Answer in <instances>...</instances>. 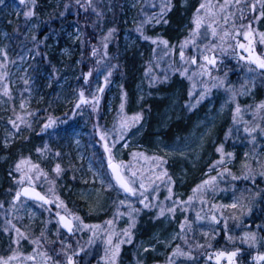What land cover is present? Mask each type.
Listing matches in <instances>:
<instances>
[{
	"label": "rangeland",
	"instance_id": "374dc122",
	"mask_svg": "<svg viewBox=\"0 0 264 264\" xmlns=\"http://www.w3.org/2000/svg\"><path fill=\"white\" fill-rule=\"evenodd\" d=\"M100 1L105 3L107 7L103 12L104 18L101 16L98 19L100 28L103 27V24L109 22L108 20L111 17L108 13H114L116 17L121 15L120 19L122 20L120 0ZM123 1L125 2L124 5L127 6L125 11L129 10V19H134V11L141 0ZM188 3L189 0H181L183 6L188 5ZM64 4V0H35V4L30 6L34 15L29 19L20 44L16 48H12L10 52L6 51L5 45H0V183L1 179L4 181L2 166L8 163L5 175L9 182L7 180L8 187L4 196L5 199L12 202L10 206L12 216L9 223L6 224L3 217L0 218V261H7V264H58L50 255L49 247L57 243L62 249H66L69 245L58 239L56 226L58 227L59 224L55 220L56 213H59L57 218L61 214H65L73 219L75 235L77 234L87 240L88 233L94 234L96 236L94 239L97 241V243L95 242L96 248L103 244L108 251V264H146L148 255H151L152 258L157 256L167 258L165 256L168 255L167 251H169L167 259H171L172 254L177 253V249L184 253L183 255L178 254L179 259L189 257L193 252L200 251L202 245L201 241L192 243L185 238L181 223L172 224L173 213H175L177 206L168 208V211H163L162 206H165V203L154 202L156 210L155 214L152 213L151 218L155 220L160 217V224L154 225L150 237L138 238L135 242L139 226L138 217L145 213L146 209L137 207V204L141 203L142 200L133 199L129 193L125 192L120 186L118 187L112 173L108 170L110 162L111 164L115 163L119 168V173L133 190L135 185L140 183L137 177L133 176L135 171L125 168L122 158L126 150L142 146L141 141H143L147 124V121L143 120L144 117L140 115L139 119L134 117L131 120L126 119L124 115V118L121 119L122 123L119 125L118 136L114 141L109 140V143L107 142L113 157V160L108 162L95 158L91 152L93 144L90 142L86 144L81 139L82 134L86 133L82 128L85 129L87 126L88 116L85 110L80 113L79 121L73 123L67 131V143L73 147V156L81 166V171L77 173L79 184L74 188L73 185L68 186L65 192L66 198L59 195L61 186L48 175V173L60 174V170H56L57 165H59L57 158L50 154L52 146L50 140H45L42 144H35L32 151L27 143V133L30 130L34 131V129L45 127L48 124V119L44 118V113L51 112L55 108L61 109L60 106H68L76 98L74 82L79 71L80 59L84 56V53L79 51V48L77 49L82 35L81 27L77 23L62 27L58 33L44 30L45 23L54 14L53 9L62 8ZM24 11L27 10L24 5L19 4V0H3V3H0L1 42L9 40L7 29L2 26V23L6 24L11 20L15 24L21 17L25 18ZM221 15L217 11V19ZM112 19H114L113 16ZM257 23V34L250 36L248 40L251 46L256 44L257 39L261 40V37L264 36V19L260 17ZM219 25L222 27V24ZM213 26L217 28H209L207 34L205 33L203 36L214 39L216 42L220 41L225 33L216 23ZM101 29L100 31H105L104 28ZM127 37L118 42L119 46L117 47H120V51H116L117 55L113 57V60L117 59L116 56L124 55L129 50L130 45H134L139 39H146L145 37H147V43L151 45L152 51L160 47L158 41L153 43V39L145 36L141 29L138 34L132 33L130 37ZM35 39L40 40L39 43L46 54L47 61L43 63L36 60L38 49L32 45ZM109 41L107 40L106 46L102 44L99 47V52L103 58L99 57L100 55L98 56L99 71L94 80L90 100H93L92 102L96 104L101 97L107 95L106 113L110 115L109 117L112 120L116 118L114 121H119L117 118H121L126 100H124L121 89L122 78H115L111 74L109 65L104 62L108 58ZM209 41L210 44L211 42L212 44L216 43L212 40ZM253 51H256V48H252L250 54ZM213 55L210 51L200 58V65L197 64V69L180 73L189 82L190 86L187 93L189 95L199 94L192 103H186L189 112H195L191 128L186 133H178L170 140L164 139L160 132L163 129L165 130L175 119L178 120L182 115H186L182 112L181 92L179 89L174 93L159 91L157 89L160 83L158 80L149 79L146 81L143 75L137 77L132 88L136 99L132 106L133 110L131 109L133 115L139 111L140 105L147 99H160L166 103L164 112H162V115L156 116L157 121L151 129L153 132L151 153L156 155V159L162 162V166L164 165L163 159L170 161L171 169L163 166L164 172L167 174L160 173L161 176L147 178L145 183L149 187L158 182L161 177L165 178L166 175H169L167 177L168 182L172 181L173 174L179 182L186 178V174L191 176L196 172L197 167L214 158L212 147L216 142L219 144L216 148V157L221 161L228 160L232 164L235 174L253 177L264 173V141L259 142L256 133L259 129L258 123L261 117L255 119L250 129L246 131V141L243 144H233L232 151L225 149V143L229 138L227 130L221 140H218L219 126L228 114L239 107L241 101L255 100L259 97V94L264 96V83H262L263 92L258 91L259 84L256 79H260L261 76L260 74L257 76L252 73L246 74L236 91L232 89L230 91L227 86L225 87L223 78L213 79L214 82L204 83L200 86L198 84L201 72L196 71L200 67L207 69L205 82H208L207 80L214 72L209 69L215 64V61H219L215 56L212 58ZM213 59H215L214 63H210L209 61H213ZM150 65L154 66L153 63H150ZM260 69L264 70V68ZM151 77L154 78V76ZM116 107L122 108L120 115H115ZM83 109L86 108L83 107ZM124 135L126 137L120 142ZM86 136H90V131ZM17 142L21 144L12 157L8 151ZM31 142H34V140ZM237 148H239L241 156L237 162H234V152ZM151 153L149 152V154ZM143 154L146 159L149 157L148 152H143ZM142 159L144 158L141 157ZM17 165H20L19 170ZM147 171L150 172V168H144L141 173L145 174ZM210 172L212 171L204 173L205 182L208 183L201 184L199 188L191 193L188 199H184L187 201H180L181 203H189L188 200L191 198L194 202L202 198L203 191L217 181L216 176L207 177L211 175ZM21 181L23 182L21 183ZM16 185L34 187L40 185L44 187V192L51 198L50 204L54 206V209L50 208V204H31L25 200H12L11 193ZM168 188L169 195L172 197L174 195L172 185ZM140 190L139 187L137 192L140 193ZM248 195L244 191L219 190L214 207L218 209L221 215L225 213L228 217L235 218L242 212L252 211L249 205L250 202H247L245 198ZM143 196L144 194L140 195L142 199H144ZM73 197L75 200L72 199ZM233 203H236L237 207H230ZM186 206L182 207L185 212ZM170 209L172 210L170 211ZM50 214H53V217ZM104 214L109 216L104 218L102 222L97 221L102 219L100 216ZM92 217L94 220L90 219ZM225 230L227 233V228ZM199 233L206 238L207 242L209 241L210 231L207 226L201 224ZM246 234L250 237L255 233H244L238 237L227 234V238L231 237L232 242L240 241L241 244L246 246L253 244L256 237L253 240L246 237ZM109 238H111V243H109ZM75 239L78 238L75 237ZM121 240L125 242L119 243ZM118 243L119 251L117 252L116 245ZM212 254L209 253V257ZM73 255L66 258L65 264H69L70 261L71 264H76V253H73ZM213 259L219 263L221 262V264L224 262L226 264H237L236 256L229 259L226 254L224 256L217 254Z\"/></svg>",
	"mask_w": 264,
	"mask_h": 264
},
{
	"label": "trees",
	"instance_id": "16d2710c",
	"mask_svg": "<svg viewBox=\"0 0 264 264\" xmlns=\"http://www.w3.org/2000/svg\"><path fill=\"white\" fill-rule=\"evenodd\" d=\"M64 2L65 4L62 8L53 9L54 14L45 23L44 30L58 33L62 27L72 26V24L77 23L81 27L82 35L77 49L79 48V51H82L84 56L80 59L79 71L74 82L76 98L68 106H60L61 109L55 108L51 112L47 111V113H44V118L48 119L47 122L50 126L34 129L35 132L30 130L26 138L31 151L35 144H42L43 141L50 140L52 145L50 154L56 156L60 174L48 173V175L61 186L59 195L66 198L65 192L68 186L73 185L74 188L79 184L77 173L81 171V166L76 161L75 156H73V147L67 143V131L73 123L79 121L80 113L83 110L86 111L88 120L85 129L82 128L86 133L82 134L81 139L86 144L89 142L93 144L92 149H90L95 158L108 162L113 160V157L111 151H105V146L107 145L108 147L109 140L112 142L118 136L119 125L122 123L121 119L124 118V115L126 119L131 120L141 115L144 117L143 120L147 121L145 135L143 141H141L142 146L126 150L122 158L125 168L130 171L134 170L135 174L133 176L140 181L134 187V198L145 200V202L137 204L138 208L146 209V212L138 217L139 226L135 242L138 238L150 237L154 225L160 224V217L155 220L151 218L152 213L156 210L154 202H160L165 203V206L161 204L163 211H168V208L177 206L175 213H173L172 224L181 223L184 226L185 238L192 243L201 241L202 245L200 251L193 252L189 257H181L180 259L178 254L174 255V253L171 259H167L169 251L166 252L168 255H165L167 258L158 256L152 258L151 255H148L146 264H221V262L215 261L213 257L220 252H224L227 255L234 251H237V264H264V259H261V257H264V175H254L249 177V179H243V175L234 173L233 166L228 160L224 159L222 163H218L221 159L216 157V148L219 145L216 142L212 147L214 158L197 167L196 172L191 176L186 174V178L179 182L174 176L175 174H173V176L171 175L172 181L168 182L167 177L169 175H166L165 178L161 177L158 182L149 187L145 183L147 178L161 176L159 175L160 173H166L163 166L171 169L170 161L163 159L164 165L162 166V162L157 160L156 155L151 153L153 138L151 129L157 121L156 116L162 115V112H164L166 103L160 99H147L140 105L136 114L133 115L131 111L136 100L132 88L136 83L137 77L143 75L146 81L149 79L158 80L160 82L157 88L159 91L174 93V91L179 89L181 92L182 112L186 114L185 116L182 115L180 119H175V121L171 122L165 130H161V136L166 140H170L178 133H186L191 128L195 117V112H189L186 103H192L196 100L199 93L191 95L187 93L190 86L189 82L180 73L197 69V64L200 65V58L207 55L210 51L219 61L215 67L212 66L209 69L214 72L210 75L208 82H205L208 73L207 69L200 67L196 71L201 72L198 85L201 86L204 83L214 82L213 79L223 78L225 87L227 86L230 91H236L245 75L252 73L255 76L260 74V79H256L259 84L258 91L263 92L264 70L250 62L248 55L252 48H256L259 56L264 58V43L257 39L256 44L251 46V43L248 42L249 39L245 40L243 35H238L237 33L246 32L249 37L257 34V22L260 17L264 19V15H261V12H264V0H241L239 4L235 0H189L186 6L181 4V0H170L162 18H159V14L164 7V0H143L141 9L138 12L139 19L135 15V21L127 22L123 17L122 20L120 19L121 15L116 17L114 13H108L111 18L108 20L109 22L101 27L105 31H100L101 28L98 24V19L101 16L103 17V12L107 8L105 3L100 0H91V6H89L87 0H81L80 4H77L76 0H64ZM201 5H204V7L201 8ZM253 5H255V8L252 7ZM25 9L28 10L27 8ZM217 11L222 14L219 19L216 16ZM112 16L114 19H112ZM158 19L159 22H157ZM197 21H199V25H197ZM28 22L29 19L21 17L15 24L11 20L6 24L2 23V26L7 29L9 40L0 41V45H5L7 52H10L12 48H16L20 44ZM214 23L220 26L222 32L225 33V36L217 42L214 39L203 36V34H207L209 28H217L213 26ZM219 24H222V27ZM248 25H251V28ZM140 29L145 36L158 41L160 47L152 51L151 45L147 43L146 39H139L134 45H130L129 50L124 55L116 56L117 59L113 60V57L117 55L116 51H120V47L118 48L117 46H119L118 42L122 39V34L125 30L132 35V33L138 34ZM107 40H110L107 51L108 58L104 62L109 65L111 74L115 78H122L121 89L124 100H126V106L123 111L122 108L116 107L115 115H120L121 111L123 112L121 113V118H117L119 121H114L116 118L112 120L109 117L110 115L106 113L107 95L103 98L101 97L96 104L92 102L93 100H90L92 98L91 90L94 80L99 71L98 58H103L99 52V47L102 44L107 45ZM209 40L216 43L212 44L211 42L210 44ZM39 41L35 39L32 45L38 49L36 60L43 63L47 61L45 58L46 54ZM161 41H167V45L161 43ZM239 44H243L245 47L241 48L238 46ZM181 51H183V58H181ZM193 58H195L196 64L191 62ZM150 63H153L154 66L150 65ZM151 76H154V78ZM81 93L83 97H81ZM258 96L252 101H241L239 107L228 114L227 118L219 126V141L226 133V130L229 132V138L225 143L226 150L232 151L234 148L233 144H243L247 138L246 131L250 129L252 122L257 118L259 119V117L261 118L258 123L259 129L256 131L257 138L259 142L264 141V136H262L264 134V107H262L264 105V96L262 94ZM82 99L83 102H81ZM77 104H79L78 108L76 107ZM83 107L86 109H83ZM89 131L90 136L87 137L86 135ZM125 137L124 135L120 142ZM32 140L34 142H31ZM20 144V142H17L10 147L8 153L12 157ZM142 151L144 153L148 152L150 158L147 157L146 159ZM234 153V162H237L241 156L239 148L235 149ZM140 154L144 159L141 160ZM7 165L8 163H5L2 166L4 181L1 179L0 183V218L3 217L6 224L9 223L12 216L10 214L12 202L5 199L4 196L8 187V178L5 175ZM144 168H150V172L141 173ZM207 171H212L210 172L211 175L207 177L216 176L217 181L203 191L202 198L199 200L194 202L191 198L188 200L189 203H181L180 201H187L184 199H188L195 189L204 184V173ZM129 174L131 175L130 172ZM233 177H237V179H233ZM142 184L143 187H141ZM170 185L173 187L174 195L172 197L169 195L168 187ZM39 186L37 188H41L40 190L44 192V187ZM19 187L20 185L14 187L11 193L12 200L17 201L19 199V201H23L20 197L16 198ZM139 187L141 189L140 193L144 194V199L137 192ZM219 190L244 191L245 194H249L250 196L248 195L245 198L247 202H250L249 205L252 211L242 212L235 218L228 217L225 213L221 215L218 209L214 207ZM70 194L73 196L71 192ZM72 199L75 200L74 197ZM49 206L54 209L51 204ZM183 206H186V212L182 210ZM197 213H199V218ZM58 214L56 213L55 220H57ZM108 214L101 215L100 218L102 219L97 221L102 222L104 218L110 215ZM50 216L53 217V214H50ZM90 219L94 220L93 217ZM216 221H219V223ZM201 224L207 226L210 231L208 242L199 233ZM56 231L58 239L62 243L69 245L66 249H62L57 243L49 247L50 255L53 256L54 261L58 264H65L66 258L74 256L73 253H76V264H108V251L103 244L96 248L95 242L97 243V241L94 239L96 237L94 234L88 233L87 240H85V238L77 234L67 236L57 226ZM244 233H255V242L246 246L241 244L240 241L232 242V239L227 238V234L238 237ZM75 237L78 239L76 240ZM209 253H213L211 257H209ZM126 256L128 257V255ZM223 264H226V262Z\"/></svg>",
	"mask_w": 264,
	"mask_h": 264
},
{
	"label": "snow or ice",
	"instance_id": "6c2138e0",
	"mask_svg": "<svg viewBox=\"0 0 264 264\" xmlns=\"http://www.w3.org/2000/svg\"><path fill=\"white\" fill-rule=\"evenodd\" d=\"M235 2H236L237 4H239V3H240V0H235ZM0 3H3V0H0ZM76 3H77V4H80V3H81V0H76ZM87 3L89 4V6H91V0H87ZM169 3H170V0H165L164 7L162 8L161 13L159 14V18H162V17H163V15H164V13H165V10L168 8ZM19 4L24 5L25 8L28 9L27 11H24V12H23V15L25 16V18H26V19H30V18H32L33 15H34V12L31 10L30 5H34V4H35V0H19ZM203 7H204V5H201V8H203ZM252 7L255 8V5H253ZM85 10H87V9H85ZM198 11H199V10H198ZM261 15H264V12H261ZM157 22H159V19L157 20ZM165 22H166V21H165ZM197 25H199V21H197ZM248 27L251 28V25H248ZM237 34H238V35H243L245 40H248V39H249V35H248V33H246V32L237 33ZM109 35H111V33H109ZM145 38L147 39V37H145ZM152 42H153V43H156L155 40H153ZM261 42L264 43V36L261 37ZM161 43L167 45V41H161ZM105 46H106V45H105ZM238 46L241 47V48H244V47H245L243 44H239ZM181 58H183V51H181ZM242 58H243V57H242ZM205 59H207V57H205ZM191 62H192V63H195V62H196V61H195V58H193ZM209 62H210V63H214V60H213V61H209ZM254 62H258V63H257V66H258V67H260V68H264V59H261L260 57H256V61H254ZM89 75H90V73H89ZM26 83H27V81H26ZM81 97H83V94H82V93H81ZM81 102H83V99L81 100ZM22 106H23V105H22ZM76 107L78 108V107H79V104H77ZM262 107H264V105H262ZM237 111H239V109H237ZM136 119H139V117H136ZM49 126H50L49 124H46V125H45V127H49ZM113 146H114V145H113ZM105 151H110V149L107 147V145L105 146ZM218 151H220V149H218ZM222 162H223V161H219L218 163H222ZM110 166L113 168V171H114V173L116 174L117 182L119 183L120 187H121L125 192H128V193H132V194H134L133 189L130 188V187L128 186V183L125 182V181L123 180V178L120 176L118 166H116V165H112L111 162H110ZM19 168H20V165H17V169H18V170H19ZM56 170L59 171V165H57V169H56ZM262 175H264V173H262ZM233 179H237V177H233ZM243 179H249V176L245 175V176L243 177ZM22 182H23V181H21V183H22ZM205 183H208V182L206 181ZM141 187H143V184L141 185ZM23 194H24V195H28V189H24V190H23ZM20 195H21V193H20V192H17V194H16V198H19ZM35 195H36V197H37L38 199L43 200L45 203L48 202L43 196H40L39 193H36ZM141 195H143V193H141ZM145 199H147V198L145 197ZM141 203H143V200L141 201ZM146 206H147V205H146ZM230 207L235 208V207H237V204H236V203H233L232 205H230ZM171 210H172V209H170V211H171ZM197 217L199 218V213H197ZM63 219H64V217H61V220H63ZM213 219H215V217H213ZM216 222L219 223V221H216ZM65 226L67 227V225H65ZM182 228H183V226H182ZM17 231H19V229H17ZM69 231H71V228H70V227H69ZM125 235H127V233H125ZM246 237H248V234H246ZM248 238H251V239L254 240V239H255V236L252 235V236H250V237H248ZM230 239H231V237H230ZM124 242H125V241L121 240L119 243H124ZM129 242H130V241H129ZM109 243H111V238H109ZM119 243L116 245V251H117V252L119 251ZM175 254H181V255H183L184 253L180 252L179 249H177V253H174V255H175ZM236 254H237L236 252H231V253H228L227 255H228L229 259H231V257H234ZM224 255H225L224 252H220V253H219V256H224ZM10 259H11V258H10ZM261 259H264V257H261ZM0 264H7V261H0ZM69 264H71V261L69 262Z\"/></svg>",
	"mask_w": 264,
	"mask_h": 264
},
{
	"label": "water",
	"instance_id": "95a60500",
	"mask_svg": "<svg viewBox=\"0 0 264 264\" xmlns=\"http://www.w3.org/2000/svg\"><path fill=\"white\" fill-rule=\"evenodd\" d=\"M256 55H257L256 52H253V54H252L253 58L256 57ZM115 176H116V174H115ZM24 189H28V195L23 194ZM19 192L21 193V197H23L24 199H26L28 201H33V202H37V203L38 202L39 203H45L43 200H40L36 197L35 194L39 193L40 196H43L49 202V198L46 195H44L40 190H38L37 188L32 187V186L24 185L19 189ZM61 217H64V219L61 220ZM59 225H60L61 230L64 231L67 235H73L74 234V224H73V220L70 217H67L65 215H61L59 218ZM65 225H67V227ZM69 227L71 228V231H69Z\"/></svg>",
	"mask_w": 264,
	"mask_h": 264
},
{
	"label": "built area",
	"instance_id": "2783aa9c",
	"mask_svg": "<svg viewBox=\"0 0 264 264\" xmlns=\"http://www.w3.org/2000/svg\"><path fill=\"white\" fill-rule=\"evenodd\" d=\"M128 15H129V13H128ZM125 35H128V34L126 33Z\"/></svg>",
	"mask_w": 264,
	"mask_h": 264
}]
</instances>
